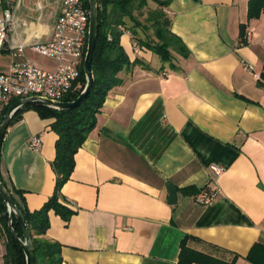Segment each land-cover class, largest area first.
<instances>
[{
	"label": "crops",
	"instance_id": "crops-1",
	"mask_svg": "<svg viewBox=\"0 0 264 264\" xmlns=\"http://www.w3.org/2000/svg\"><path fill=\"white\" fill-rule=\"evenodd\" d=\"M249 2L171 0L170 31L189 51L184 58L170 50L175 70L148 50L135 54L131 33L121 26L129 61L146 67L118 73L121 84L108 92L74 156L61 194L75 214L64 221L49 212L43 238L61 246V264H178L185 238L194 251L252 264L251 248L264 246V13L249 19ZM61 5L3 0L0 18L8 11L9 24L0 72L50 38ZM241 25L249 42L241 43ZM45 62L34 64L54 69ZM52 122L24 110L3 138L1 181L22 193L29 211L54 190ZM33 137L38 152L30 147ZM211 166L222 173L214 176ZM198 191L212 195L211 203L198 204Z\"/></svg>",
	"mask_w": 264,
	"mask_h": 264
},
{
	"label": "trees",
	"instance_id": "trees-1",
	"mask_svg": "<svg viewBox=\"0 0 264 264\" xmlns=\"http://www.w3.org/2000/svg\"><path fill=\"white\" fill-rule=\"evenodd\" d=\"M149 1L153 3L154 9H150ZM97 2L99 7L98 36L93 52V85L90 93L78 107L71 110H56L38 102L27 104L13 115L9 123L11 125L15 122L22 111L33 110L41 119L53 120L50 128L57 135L55 158L51 165L56 177L54 190L42 207L29 211L22 193L10 192L7 189L15 205L23 212L29 226L34 248V264H61V246L57 242L43 238L49 228V212L52 211L64 221H68L75 214L65 205V199L61 194L63 185L73 172L74 156L94 129L96 115L103 106L108 92L121 84L118 73L124 68H131L137 64L146 67L140 60L136 59L133 63L129 61L120 45L122 32L119 27L126 25L132 35V42H135L140 49L143 48L158 56L161 62L169 63L173 70L176 67L172 64L173 56L170 50L184 58L189 55L185 45L170 31L171 20L166 12L171 0H97ZM82 3L88 11V0H82ZM145 11L146 16L142 22L139 18L144 16ZM262 13H264V0H250L248 18L256 19ZM127 20L132 23L130 26H127ZM148 31L151 33L148 34ZM245 35L246 26L241 25L239 35L241 43L244 42ZM261 77L264 81V74ZM85 85L86 78L81 66L78 79L63 100L65 102L74 101ZM15 101L13 100L5 108L3 114ZM194 193L196 195L199 191ZM9 222L6 205L0 198V238L3 241L4 236L3 244L6 250L4 264H26L19 242V239L24 238L23 229L14 217L11 218V227ZM185 239L181 242L178 264H234L238 258L235 255L232 260L226 262L194 251L186 246ZM246 259L252 264H264V246L255 244Z\"/></svg>",
	"mask_w": 264,
	"mask_h": 264
},
{
	"label": "built area",
	"instance_id": "built-area-1",
	"mask_svg": "<svg viewBox=\"0 0 264 264\" xmlns=\"http://www.w3.org/2000/svg\"><path fill=\"white\" fill-rule=\"evenodd\" d=\"M2 4L3 0H0V8ZM8 24L9 12L6 11L0 18V52L5 47ZM119 30L126 32L123 27H119ZM87 33L88 11L83 6L82 0H62L50 38L46 42L35 43L29 47L31 52L53 61L54 69L47 71L33 62L25 61L14 63L7 71L0 72V119L5 108L13 100L40 97L63 102L79 77L86 51ZM250 38V33H246L245 42H249ZM131 47L135 54L140 50L135 42H132ZM246 70L253 78L259 80L257 74L251 73V66H246ZM29 144L35 152L41 148L39 137L31 138ZM210 169L214 176H218L223 171V168L217 166H211ZM212 198V195L200 192L196 195L195 201L201 205H208ZM4 255L5 247L0 238V264H4Z\"/></svg>",
	"mask_w": 264,
	"mask_h": 264
},
{
	"label": "water",
	"instance_id": "water-1",
	"mask_svg": "<svg viewBox=\"0 0 264 264\" xmlns=\"http://www.w3.org/2000/svg\"><path fill=\"white\" fill-rule=\"evenodd\" d=\"M88 33H87V44L86 51L83 59V72L86 78V85L80 95L71 102H54L50 100H45L40 97H30L25 99L17 100L13 105H11L7 111L3 114L0 119V151L3 142V138L9 126L10 120L13 115L21 109L23 106L31 103H41L48 107L54 108L56 110H71L78 107L85 97L90 93L93 85V74H92V60L93 52L98 36V20H99V7L97 0H88ZM169 204L175 203V189L169 187ZM0 198L6 205L7 212L9 214L10 222L9 226L11 227V218L14 217L20 223L23 232V240L19 239V242L22 246L23 253L25 256L26 264H34V248L31 238V233L29 226L26 222V218L23 212L15 205L7 189L1 182L0 178Z\"/></svg>",
	"mask_w": 264,
	"mask_h": 264
},
{
	"label": "rangeland",
	"instance_id": "rangeland-1",
	"mask_svg": "<svg viewBox=\"0 0 264 264\" xmlns=\"http://www.w3.org/2000/svg\"><path fill=\"white\" fill-rule=\"evenodd\" d=\"M149 4H151V2L149 1L148 2ZM151 6H152V8H154V5H152L151 4ZM149 8V7H148ZM144 14V16L143 17H140L139 19L143 22L144 21V18H145V16H146V11L143 13ZM132 23H130V21H128L127 20V26L129 25H131ZM140 32V31H139ZM26 62H33V63H40V64H43V63H46L45 61H47V59L46 58H44V57H42V56H39V55H37V54H31V53H27V58H26V60H25ZM3 241H5V238H4V236H3ZM4 247H5V244H4ZM5 253H6V250H5Z\"/></svg>",
	"mask_w": 264,
	"mask_h": 264
}]
</instances>
